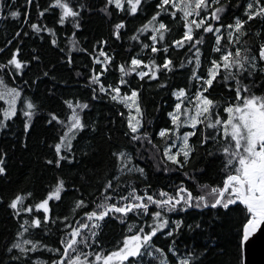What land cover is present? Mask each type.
Instances as JSON below:
<instances>
[{"label":"snow or ice","instance_id":"1","mask_svg":"<svg viewBox=\"0 0 264 264\" xmlns=\"http://www.w3.org/2000/svg\"><path fill=\"white\" fill-rule=\"evenodd\" d=\"M26 3L31 6L33 0ZM86 6L85 0H47L43 8L37 4V15L44 17L51 12L56 24L65 26L71 22L74 29H79V17ZM148 6L153 7L151 15L130 36L139 51L130 50V58L115 65L119 77L114 82L105 83L102 79L114 63V56L105 50L107 40H98L90 53L92 64L99 65V71L90 69L86 86L91 89L93 100L107 98L121 106L116 114L122 120L123 135L129 144L111 152L114 167L97 181L93 193L85 196L82 188L73 184L72 190L79 195L74 198L70 214L52 215L51 203L60 202L68 190V182L62 176L46 186L38 198L32 191L23 190L11 194L6 201L0 197V203H6L10 218L17 223L15 233L0 244V254L6 264H202L207 252L216 246L210 225L198 218L209 209L215 214L213 223L231 214L234 232L230 231V236L241 253L257 237L264 239V94L252 91L255 75L264 74V27L255 33L254 45L249 46L244 40L250 31L249 22L260 20L264 25V0H237V11L241 8L243 11L227 23L223 16L231 6L229 0L224 3L221 0H152ZM143 7H146L144 0H105L100 11L109 17L114 13L125 17L112 25L111 36L119 40L121 29L127 27L126 19L136 17ZM6 16L13 20L22 17L33 33H48L52 37L51 45L59 47L56 29L29 23L28 11L22 15L13 3L8 6ZM28 35L23 32V36ZM15 36L19 38L21 32L17 30ZM12 43L7 40L0 54ZM202 46L210 48L207 55ZM77 49L87 52L80 48L73 32L68 37L67 48H60L69 65L73 62L71 53ZM181 50L185 55L176 64L171 54ZM20 54L18 44L0 60V72L12 77L13 84L20 78L26 85L23 71L40 58L35 49L30 60L21 59ZM177 69L189 70L188 86L171 87L174 103L167 113L171 126L149 133L145 130L140 101L143 85L135 87L131 79L158 82L157 87L165 89L170 85L167 79L161 80L162 74H171ZM42 75L48 77L49 73L43 71ZM31 83L35 84L36 80ZM218 83L229 93L234 92V97L211 98L208 93ZM0 101L4 105L0 107V128L21 115L23 130L27 133L40 106L25 96L22 88L9 86L3 78H0ZM62 103L67 109L66 116L61 118L49 112L46 120L49 126L53 122L58 126V138L51 145L54 159H47L45 163L54 164L58 169L62 161L73 163L78 134L89 128L93 133L99 130L97 121H84L83 114L90 107L88 102L67 98ZM197 134L200 138L193 144L191 138ZM209 143L212 149L207 155L223 157L222 180L214 185L198 182L197 169L192 164L198 146ZM147 152H150L148 158L156 162L157 171L181 172L185 180L195 183L196 190L189 188L185 180L171 186V190L154 188L146 180L145 168L134 163ZM5 156L6 153L0 152V176L7 171ZM199 171L202 174L203 170ZM137 179L143 187L136 183ZM109 219L121 225L122 232L106 247L99 237L104 222ZM158 236L172 243L157 245ZM184 237H201L204 242L199 250L188 244L181 250L179 245ZM218 255L224 256L223 248ZM217 264H231V261L222 259Z\"/></svg>","mask_w":264,"mask_h":264},{"label":"trees","instance_id":"2","mask_svg":"<svg viewBox=\"0 0 264 264\" xmlns=\"http://www.w3.org/2000/svg\"><path fill=\"white\" fill-rule=\"evenodd\" d=\"M85 2L87 6L82 10V15L79 17L81 26L79 29H74L71 22L66 23L65 26L56 24L51 12L44 17H38L37 4L40 8H43L46 6L47 0H33L31 6L27 5L26 0H0V5H3L0 12L4 14L0 16V48H4L7 40L13 41L0 54V60L8 56L11 49L18 44L21 46V59L30 60L33 49L40 58L39 61H32L23 71V80L28 81L26 85L21 82L20 78H16L15 84H13L12 77L4 76L0 72V78H3L5 83L9 86L22 88L24 95L33 99L40 106V111L34 115L30 130L27 133L23 130L24 117L21 115L7 121V127L0 128V152L6 153L4 167L7 170L5 175L0 176V197H3L6 201L11 194L23 190L32 191L35 197L38 198L43 195L46 186L53 184L57 176H62L68 182V190L63 194V199L60 202L53 201L51 203L53 217L70 214L74 198L79 195V193L72 190L73 184L81 187L85 196L93 193L97 181L111 172L114 167L115 160L111 156V152L129 144V141L123 135L122 120L116 114L117 108L121 106L114 104L107 98L93 100L91 89L86 86L87 78L91 74L90 69L95 68L99 71V65H93L90 56L93 45L100 39L107 40L105 50L109 55L114 56V63L102 79L105 83L114 82L119 77L115 65L129 59L130 50L133 52L139 51L138 47H134L135 42L130 40V36L153 11V7L148 6L152 4V0H144L146 7L141 8L136 17L126 19L127 27L121 29V39L117 40L111 36L112 25L119 19H125V17L115 13L109 17L102 13L100 8L105 0H85ZM224 2L225 0H221V3ZM229 2L231 6L228 7L227 14L223 16L225 23L229 22L233 15H240L243 11L242 8L237 11V0H229ZM13 3L21 10L22 15L24 11L30 13L29 23L37 22L41 25L54 27L57 31L59 47L51 45L50 40L52 37L48 33H33L25 25L22 17L17 20L8 18L6 16L8 6ZM176 27L174 24V35ZM262 27L264 25L260 20L249 22L248 28L250 31L244 38L249 46L256 43L255 33L261 31ZM17 30L21 32L19 38L15 36ZM23 32H28L29 35L23 36ZM73 32H75V39L78 41L80 48L87 49V52L79 49L74 50L71 53L73 62L69 65L66 59H63L65 53H62L60 48H67L68 37L72 36ZM202 47L205 55H207L210 48ZM94 54L99 55V52ZM171 55L176 64H179V57L184 56L185 51L172 52ZM160 62H162V59ZM43 71H48L49 76L44 77L42 75ZM77 72H80L81 75L77 76ZM188 75V69H177L171 74H162L161 80L167 79L170 85L169 88L165 89L158 88V82L131 79L133 86L139 88L143 85L140 101L144 109L146 131L154 133L161 127L171 126L167 116L174 103L171 96V87L188 86ZM33 79L36 80L35 84L31 83ZM252 91L257 95L264 94V74L257 73L255 75ZM208 95L213 99L226 100L229 95L234 97V92L229 93L226 88L218 83L210 90ZM67 98H78L82 102H88L90 107L83 114L84 121L85 123H90L93 120L97 121L99 130L93 133L89 128L82 134H78L77 139L74 141L75 159L73 163L69 164L67 160L62 161V165L58 169L54 164L47 165L45 163L47 159H54L55 152L51 145L58 138V126L55 125V122L52 126H49L46 120L49 118V112H55L61 118L66 116L67 109L62 100ZM2 106H4L3 102L0 101V107ZM18 107H22V105H18ZM199 138V134H197L191 138V142L196 144ZM153 139L159 143L157 137L153 136ZM210 149H212L211 143L205 147L198 146L192 164L197 169L196 180L198 182L214 185L222 180L223 157L219 154L214 157L208 156L207 152ZM149 156L150 152L143 153V158L137 157L134 163L145 168L146 180L154 188L163 187L166 190H171V186L178 185L181 180H185L181 172L170 171L166 174L162 170L157 171L156 162L148 158ZM200 169L203 170L202 174L199 171ZM191 170L192 166L190 165L188 171L191 172ZM81 177H84V179L82 180ZM185 182L193 191L196 190L195 183L190 180H185ZM136 183L143 187L139 179L136 180ZM214 215V212L209 209L198 216L199 219H203L210 225L209 230L216 237V246L207 252L202 264H217L222 259L231 261V264H242L243 253L240 252L234 238L230 236V231L234 232L229 219L231 214L221 216L219 220L213 223L212 218ZM16 230L17 223L10 218V211L7 210L6 203H0V244L7 236L14 234ZM52 232L55 234V226L52 227ZM121 232V225L109 219L104 222L99 238L107 247L121 235ZM203 242L201 237L194 239L184 237L181 239L179 246L183 250L186 244L194 245L199 250V246ZM169 243H172V241L163 236L156 238V244L162 247ZM221 248L224 249L223 257L218 255ZM0 262L6 264L2 254H0Z\"/></svg>","mask_w":264,"mask_h":264},{"label":"water","instance_id":"3","mask_svg":"<svg viewBox=\"0 0 264 264\" xmlns=\"http://www.w3.org/2000/svg\"><path fill=\"white\" fill-rule=\"evenodd\" d=\"M242 264H264V239L257 237L246 252L243 253Z\"/></svg>","mask_w":264,"mask_h":264}]
</instances>
